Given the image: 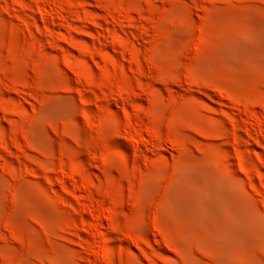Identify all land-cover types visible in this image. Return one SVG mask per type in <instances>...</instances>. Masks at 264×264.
Listing matches in <instances>:
<instances>
[{
	"label": "rangeland",
	"instance_id": "obj_1",
	"mask_svg": "<svg viewBox=\"0 0 264 264\" xmlns=\"http://www.w3.org/2000/svg\"><path fill=\"white\" fill-rule=\"evenodd\" d=\"M0 264H264V0H0Z\"/></svg>",
	"mask_w": 264,
	"mask_h": 264
}]
</instances>
